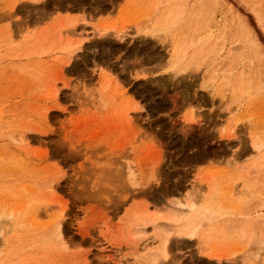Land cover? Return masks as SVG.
Instances as JSON below:
<instances>
[{
    "label": "rangeland",
    "instance_id": "1",
    "mask_svg": "<svg viewBox=\"0 0 264 264\" xmlns=\"http://www.w3.org/2000/svg\"><path fill=\"white\" fill-rule=\"evenodd\" d=\"M157 1L0 0V262L152 264L169 232L158 264H264V222L234 224L264 218V0ZM189 200L237 211L190 241Z\"/></svg>",
    "mask_w": 264,
    "mask_h": 264
},
{
    "label": "bare ground",
    "instance_id": "2",
    "mask_svg": "<svg viewBox=\"0 0 264 264\" xmlns=\"http://www.w3.org/2000/svg\"><path fill=\"white\" fill-rule=\"evenodd\" d=\"M160 0H158L157 2L160 4V2H159ZM169 4V3H168ZM157 8V7H156ZM177 9H179V8H177ZM176 9V10H177ZM180 9H182V8H180ZM173 11V10H172ZM182 12H184L183 10H181ZM181 11H178V12H175V13H173L172 14V12H171V15L169 14V17H168V15H167V18L166 17H164V18H162V17H159V18H157V22L155 23V27L154 28H152V32H149L150 33V35L152 36V37H160V35H159V33H162V34H164V33H167V34H170V31L171 30H173L174 29V27L179 23V22H181L180 20H181V17H182V12ZM184 24V25H183ZM182 24V26H181V28H184V30L185 29H187L188 30V28L190 27V26H192L193 24L191 23H189V21H187V22H185V23H183ZM189 26V27H188ZM180 29V28H179ZM197 31H199V29L197 30ZM180 32H183L182 30L180 31ZM174 36V35H173ZM213 37V36H212ZM212 37H210L209 39H211ZM183 38V39H182ZM181 38V40H179V42H178V44L176 45L177 47H176V49H175V51H173L174 53L172 54V59H171V66L169 67V69H168V71L169 72H173L174 73V76H175V74L177 73L176 71H178V72H185V71H187V70H189L190 69V67L192 66V69H193V66L195 65L196 67H200V64H202L201 62H202V60H204L205 58H201L202 57V53H203V50H201L202 49V46H200L201 47V49L199 48L198 50H195L192 54H190V49L191 48H195V38H196V36L194 35V34H188V35H185V37H182ZM208 38V37H207ZM206 38V39H207ZM174 39V38H173ZM204 39V38H203ZM212 40V39H211ZM207 41H208V39H207ZM220 41V40H219ZM204 42H206V41H204ZM214 42H215V40H214ZM207 43V42H206ZM224 43V42H223ZM201 44H202V42H201ZM215 44V43H214ZM217 44H215V47H213L214 49H213V51L212 52H210L212 55H213V52L215 53V54H218L219 52H220V45H222V44H220V45H218L219 47L217 48V46H216ZM224 45V44H223ZM214 46V45H213ZM197 47V46H196ZM82 48H83V45H81V46H78V47H74V48H72L71 47V50H69V53H70V57H69V59H68V61H67V63H69L70 61H71V59L73 58V56H75L76 54H78V53H80L81 51H82ZM218 49V50H217ZM192 50V49H191ZM215 50H217V51H215ZM207 51H209V50H207ZM205 52V53H208V52ZM204 53V54H205ZM208 55L209 57L210 56H212V55ZM204 56H206V55H204ZM203 56V57H204ZM208 56H207V58H208ZM214 56V55H213ZM215 57V56H214ZM212 58V57H211ZM217 58V57H216ZM216 58H214V60H213V62L215 61V59ZM218 59V58H217ZM201 60V61H200ZM207 60V59H206ZM205 60V61H206ZM209 60H210V58H209ZM184 61H186L185 62V65H184V67H182V69L180 68L181 66H182V63L184 62ZM212 62V63H213ZM210 63H211V61H210ZM194 66V67H195ZM201 66H203V65H201ZM219 66V65H218ZM231 66V65H230ZM229 66V67H230ZM195 67V68H196ZM227 67V66H226ZM220 68V67H219ZM218 68V69H219ZM218 69H216L217 71H218ZM176 70V71H175ZM195 70V69H194ZM216 71V72H217ZM215 72V71H214ZM219 73L221 72V71H218ZM217 72V73H218ZM227 72V71H226ZM226 72H224L225 74H228V73H226ZM244 72V71H243ZM172 73V74H173ZM216 73V74H217ZM222 73V72H221ZM178 74V73H177ZM224 74V75H225ZM219 74H217L215 77H217ZM228 76V75H227ZM229 77V76H228ZM227 77V78H228ZM226 78V77H225ZM224 78V79H225ZM226 78V79H227ZM230 78V77H229ZM229 78L225 81L223 78V83H224V81L226 82L225 84H224V86L223 87H225V89L229 86V83L231 82V80H229ZM214 81H215V79H214ZM221 81V80H220ZM209 82V81H208ZM212 82H213V80H212ZM212 82H210L211 84H212ZM220 85V84H219ZM203 87V86H202ZM223 87H222V89H223ZM204 88V87H203ZM206 88H208V86L206 87ZM205 88V89H206ZM214 88V87H213ZM232 89H234V87H231ZM230 89V88H229ZM231 89V90H232ZM230 91V90H229ZM225 90L223 89V91H221L220 90V92H218L219 94H222V95H219V96H224V98H225ZM234 96V94L232 93V97ZM127 113H126V119H127V121H130L131 120V118H127ZM261 146L262 145H260V143H256L255 145H254V148H255V150H260V148H261ZM263 147V146H262ZM258 153V152H257ZM263 161V160H262ZM260 164V163H259ZM259 167V166H258ZM261 179V178H260ZM219 193H220V191H218ZM218 192H216V193H218ZM216 196V198H217V196L218 195H215ZM213 200V199H212ZM198 201V202H197ZM197 201H195V200H189V202L188 203H186V204H183V203H181V202H178V204H179V208H180V206H181V208H180V214L179 215H174V217H175V219L173 218V221L175 222V223H179V221H181V220H179V219H182L181 217H184V216H187L188 218H187V220H186V223H185V221H183L184 223H185V226H184V228H185V234H184V237H186V239H188V240H195V238H196V236H197V228H199L198 226H200L201 224H202V222L204 221V222H207L208 221V223H204V224H210L211 222H212V220L215 218H217V220H219L218 219V217L220 218L221 216H224L225 215V220L227 221V223H228V220L230 221V219L231 218H227V216L228 215H231V214H234L235 215V213H236V209H235V211L234 210H230V209H227L226 207H227V205L225 206H222L223 205V202H222V205L220 204L221 202H219V204L217 205V203H215L214 201L213 202H210L209 200V202H210V205H208V206H202V205H200L199 204V200H197ZM209 202H208V204H209ZM177 203V202H176ZM250 203V202H249ZM249 203H247L248 205H249ZM236 208H238V207H236ZM241 210V209H240ZM242 212V211H241ZM240 213V212H239ZM183 214H185L184 216H183ZM233 216V215H232ZM12 217V216H11ZM3 218V217H2ZM6 218V217H5ZM221 218H223V217H221ZM243 218V217H242ZM260 218V217H259ZM259 218H257V220H255V219H248V218H245V219H241L242 221H238V224H236L235 223V221H234V224L236 225V226H238L239 227V225H240V227H241V225H242V223L244 224V226L247 224V226H248V223L249 224H252V226L251 227H257V225L259 226V224H261V223H263L264 222V218H262V219H259ZM1 219V218H0ZM4 219V218H3ZM2 219V220H3ZM169 219V218H168ZM199 219H202V220H200L201 221V224H200V221L198 222L199 224H197L196 223V221L197 220H199ZM6 220V219H5ZM7 220H8V218H7ZM9 220H10V218H9ZM8 220V221H9ZM209 221H211L210 223H209ZM246 222V223H244V222ZM255 221V222H254ZM1 222V224H3L2 223V221H0ZM156 222V220H152V224H154ZM170 222V221H169ZM4 223H6V222H4ZM193 223H196L197 225L196 226H194V228H192V229H189L190 227H191V225L193 224ZM213 223V222H212ZM211 223V224H212ZM214 223H215V221H214ZM217 223H218V221H217ZM226 223V224H227ZM240 223V224H239ZM156 224V223H155ZM210 224V225H211ZM216 224V223H215ZM58 225H60V224H58ZM212 225H214V224H212ZM218 225V224H217ZM216 225V226H217ZM262 225V224H261ZM1 226V225H0ZM3 226H4V224H3ZM61 226V225H60ZM173 226V225H172ZM175 226V225H174ZM201 226H203V225H201ZM229 226V225H228ZM58 228H54V229H57L58 231V233H56V234H58V235H61V227H59V226H57ZM218 227V226H217ZM220 227V226H219ZM218 227V228H219ZM61 228V229H60ZM157 228V227H156ZM167 228V227H166ZM205 228V227H204ZM213 228H215V226L213 227ZM228 228V227H227ZM243 228V227H242ZM255 228H253V230H252V233L254 232V229ZM168 229V228H167ZM232 229H233V226H232ZM245 229H246V227L245 228H243V230H242V232H243V234H245L246 232H245ZM248 229V228H247ZM5 230V229H4ZM4 230H2L1 228H0V234L2 235L3 233H4ZM174 230V229H173ZM220 230V229H219ZM257 230L258 229H256V232H257ZM207 231V230H206ZM8 232V231H7ZM163 232H164V230H163ZM181 232V231H180ZM251 232V231H250ZM249 232V233H250ZM8 234V233H7ZM6 234V235H7ZM159 234H161V233H159ZM166 233H164V235H165ZM228 234H229V232H228ZM232 235H233V232L231 233ZM254 234V233H253ZM252 234V235H253ZM0 235V236H1ZM58 235H56V236H58ZM163 235V237H165V238H163L162 239V243H161V247L159 248V250H157V251H155L154 252V254L152 255L153 256V258H151V261H149V263L151 262L152 264H158L161 260H165V259H167V252H168V246H169V240H170V235H171V233L169 234V232H167V236L165 235L164 236ZM248 235H251V234H248ZM259 235V234H258ZM264 235V234H263ZM228 236H230V235H228ZM227 236V237H228ZM260 236V235H259ZM5 237V236H4ZM59 237V236H58ZM161 237V236H160ZM211 237V236H210ZM232 237V236H231ZM243 237H244V235H243ZM254 236H251V237H249V239L251 238H253ZM158 238V237H157ZM155 239V241H158V239ZM247 238V237H246ZM254 239V242H255V240L257 239H255V237L253 238ZM264 239V237L262 238V240ZM160 240V239H159ZM161 241V240H160ZM250 242H252L253 240H249ZM210 242V241H209ZM212 242V241H211ZM250 244V243H249ZM263 244H264V242H263ZM256 245V244H255ZM257 246V245H256ZM255 251V250H254ZM207 252V251H206ZM256 252V251H255ZM258 252V251H257ZM1 254V253H0ZM208 254H209V252H208ZM220 254V253H219ZM219 254H215V255H212L211 256V258L212 259H216L217 261H219V262H221L222 261V256L221 255H219ZM2 255V254H1ZM257 256H259V255H257ZM151 257V256H150ZM142 258H143V256H142ZM145 258H148V257H145ZM143 260V259H142ZM2 261V260H1ZM4 262H0L1 264H8L9 263V261L6 259V261L5 260H3ZM247 261V260H246ZM253 261V260H252ZM255 263H256V261H255ZM253 264V263H252ZM259 264V263H258Z\"/></svg>",
    "mask_w": 264,
    "mask_h": 264
}]
</instances>
